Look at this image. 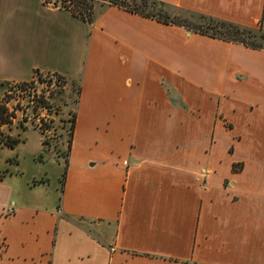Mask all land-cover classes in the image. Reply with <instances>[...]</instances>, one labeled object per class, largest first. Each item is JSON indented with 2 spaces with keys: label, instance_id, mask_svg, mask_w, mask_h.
Instances as JSON below:
<instances>
[{
  "label": "crops",
  "instance_id": "1",
  "mask_svg": "<svg viewBox=\"0 0 264 264\" xmlns=\"http://www.w3.org/2000/svg\"><path fill=\"white\" fill-rule=\"evenodd\" d=\"M158 1L264 32V0ZM0 73L78 88L57 200L0 168V264H264V49L114 5L88 22L0 0Z\"/></svg>",
  "mask_w": 264,
  "mask_h": 264
},
{
  "label": "rangeland",
  "instance_id": "2",
  "mask_svg": "<svg viewBox=\"0 0 264 264\" xmlns=\"http://www.w3.org/2000/svg\"><path fill=\"white\" fill-rule=\"evenodd\" d=\"M91 3L93 16L94 12L103 9L108 2L92 0ZM170 12L187 15L178 10L173 12L170 9ZM69 47L66 44L67 50ZM84 53V47L79 51L72 50L66 56L70 61L65 63L64 69L79 71ZM67 81L60 75L35 73L26 82L3 85L0 82V168L17 161L21 165V175L33 176L35 179L44 177L47 179V189L41 190L46 191L53 201L58 197L57 179L61 177L63 156L67 150L69 118L75 108L77 94L76 86ZM76 82L78 84V78ZM13 139L16 142L9 145V141ZM40 139L43 145L40 144ZM220 141L222 145L225 144L223 140ZM46 147L49 148L48 151ZM223 155L221 172L225 173L226 160L231 156L227 152ZM31 182L30 180V186Z\"/></svg>",
  "mask_w": 264,
  "mask_h": 264
},
{
  "label": "trees",
  "instance_id": "3",
  "mask_svg": "<svg viewBox=\"0 0 264 264\" xmlns=\"http://www.w3.org/2000/svg\"><path fill=\"white\" fill-rule=\"evenodd\" d=\"M52 1L55 6L64 8L73 15L88 22L92 20V0H44ZM104 1V0H103ZM107 5H114L131 13L154 19L163 24L176 25L192 33L206 35L224 41L243 44L253 49H264V32L260 28L243 26L231 21L210 15L176 8L158 0H105ZM170 9L184 12L187 15L171 13ZM78 92V88H76ZM75 101V100H74ZM67 147L71 140V130L74 123V112L69 118ZM43 145V141H42ZM65 155V154H64Z\"/></svg>",
  "mask_w": 264,
  "mask_h": 264
},
{
  "label": "built area",
  "instance_id": "4",
  "mask_svg": "<svg viewBox=\"0 0 264 264\" xmlns=\"http://www.w3.org/2000/svg\"><path fill=\"white\" fill-rule=\"evenodd\" d=\"M44 2H45V4H46L47 6H51V7L55 6V5L52 3V1H44Z\"/></svg>",
  "mask_w": 264,
  "mask_h": 264
}]
</instances>
